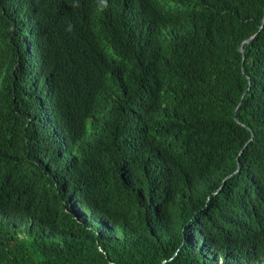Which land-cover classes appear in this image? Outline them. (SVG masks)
<instances>
[{"label": "trees", "instance_id": "obj_1", "mask_svg": "<svg viewBox=\"0 0 264 264\" xmlns=\"http://www.w3.org/2000/svg\"><path fill=\"white\" fill-rule=\"evenodd\" d=\"M0 264H264V0H0Z\"/></svg>", "mask_w": 264, "mask_h": 264}, {"label": "water", "instance_id": "obj_2", "mask_svg": "<svg viewBox=\"0 0 264 264\" xmlns=\"http://www.w3.org/2000/svg\"><path fill=\"white\" fill-rule=\"evenodd\" d=\"M251 40H252V39L247 40L244 44L249 43ZM241 51L244 52V48H243V47L241 48ZM253 135H254V134H253Z\"/></svg>", "mask_w": 264, "mask_h": 264}]
</instances>
